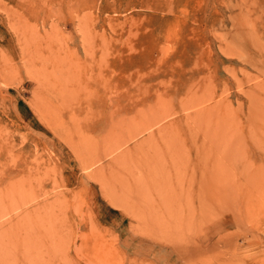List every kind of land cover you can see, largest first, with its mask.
Segmentation results:
<instances>
[{
  "label": "rangeland",
  "instance_id": "rangeland-1",
  "mask_svg": "<svg viewBox=\"0 0 264 264\" xmlns=\"http://www.w3.org/2000/svg\"><path fill=\"white\" fill-rule=\"evenodd\" d=\"M0 199V264H264V0H0Z\"/></svg>",
  "mask_w": 264,
  "mask_h": 264
},
{
  "label": "bare ground",
  "instance_id": "bare-ground-1",
  "mask_svg": "<svg viewBox=\"0 0 264 264\" xmlns=\"http://www.w3.org/2000/svg\"><path fill=\"white\" fill-rule=\"evenodd\" d=\"M47 73V72H46ZM46 75H48V74H46ZM53 87H56V85H53ZM263 88V87H262ZM50 92H51V95H49L48 93H47V96H48V98H49V102H47V110H48V112L46 113V112H44L45 114H48V115H45V116H49V114H51V117H53L54 118V123H52L53 125L55 124L56 125V123H60L62 126H67L68 124L66 123V119H65V117L62 115V112L60 113V111H62V110H60V108H61V104L62 103H60V99L64 96H62L61 98L60 97H57V96H55V92H54V88H51L50 89ZM203 95V94H202ZM210 95V94H209ZM42 96L43 95H41V98H42ZM57 98V100L56 99H54L53 100V98ZM44 98L45 97H43L41 100H44ZM60 98V99H59ZM46 100V99H45ZM44 100V101H45ZM44 101H41V104H43L42 102H44ZM189 101V100H188ZM46 102V101H45ZM44 102V104H46ZM190 102V101H189ZM64 103V102H63ZM42 107V106H41ZM63 107H64V104H63ZM66 108V107H65ZM65 108H63V109H65ZM196 110V109H195ZM43 111H46V109L45 110H43ZM68 111V110H67ZM73 112V111H72ZM70 113V115H69V120L70 121H72L73 123L72 124H75V126L77 125V121H80V120H82V118H84V116L83 117H80L79 115H76L75 113L73 114V113ZM196 112V111H195ZM42 114V113H41ZM155 114V113H154ZM157 114V113H156ZM84 115V114H83ZM159 116V115H158ZM188 116V115H187ZM51 117L50 118H48V119H51ZM87 117V116H86ZM148 117H150V116H148ZM153 118H154V116H152ZM152 117L151 118H149V119H147V120H150V119H152ZM200 117V116H199ZM52 118V119H53ZM85 119V118H84ZM206 119V118H205ZM155 120V119H154ZM204 120V119H203ZM146 121V120H145ZM144 121V122H145ZM49 122H51V121H49ZM48 122V123H49ZM151 122V121H150ZM203 122V121H202ZM147 123V122H146ZM198 123V122H197ZM149 124V123H148ZM192 124V123H191ZM131 125V124H130ZM146 125V124H145ZM52 125H50V127H51ZM60 126V125H59ZM70 126V125H69ZM68 126V127H69ZM128 126V125H127ZM56 127V126H55ZM67 127V128H68ZM73 127H74V125H73ZM132 127V126H131ZM149 126H146V128H148ZM75 128V127H74ZM125 128H127V127H125ZM137 128H139V127H135V129H137ZM55 129V128H54ZM77 129V128H76ZM142 129H144V128H142ZM60 130V129H59ZM62 130H64V129H62ZM132 130H134V129H130L129 130V132L131 131L132 132ZM139 130V129H138ZM137 130V131H138ZM78 131V130H77ZM81 131V130H80ZM137 131H135V132H137ZM145 131V130H144ZM62 132V131H61ZM65 132H67V131H65ZM71 132H73V131H71ZM107 132H108V130H107ZM130 132V133H131ZM139 132V131H138ZM190 132V131H189ZM59 133V132H58ZM80 133V135H81V137L82 138H80V140L81 139H83L84 140V143L85 142H89V140L91 139L90 137H88L87 135H90V134H85L84 133V131H83V133H82V131L81 132H79ZM133 133V132H132ZM60 134V133H59ZM70 134V133H69ZM86 135L87 137H88V139L89 140H86L85 141V139H87L86 137H84L83 138V135ZM113 134V133H112ZM122 134V133H121ZM84 135V136H85ZM110 137V138H109ZM105 136L101 141H99V140H97V141H95L94 142V140H93V142L92 143H90V145L92 146L91 147V151L90 150H88V154L86 153L85 155L87 156V158L88 159H90V163L91 162H95L96 160H99V159H101L102 157H107V155H109V154H111V153H113L115 150V148L117 147V148H119L118 146H120V145H122V144H120L119 145V143H120V140L119 139H121L120 138V136H113V138L111 137V135L110 136ZM210 137V136H209ZM119 138V139H118ZM72 139V138H71ZM124 139V138H123ZM79 140V141H80ZM82 140V141H83ZM69 141V140H68ZM115 142H117L118 144H116ZM95 143H96V145H95ZM76 144V143H75ZM93 144V145H92ZM116 144V145H115ZM77 145H78V143H77ZM76 145V146H77ZM87 145H89V143L87 144ZM79 146V145H78ZM80 147H83L81 150H83L84 151V147L85 146H80ZM79 148V147H78ZM90 148V147H89ZM80 149V148H79ZM85 150L87 151V149H86V147H85ZM80 154H81V152H80ZM82 155V154H81ZM84 154H83V157L85 156ZM105 155V156H104ZM85 156V157H86ZM116 156H119L118 154L116 155ZM120 157V156H119ZM117 157V158H115V160L117 159V169H119L118 171H116L117 169L116 168H114V169H111V170H109L110 171V173H108L109 175L111 174V176H109L108 175V177H110V178H108L107 179V177H105V173L103 172V171H97V170H95V172H94V174H92V175H94V177L97 175V177H98V175H99V177H100V179L101 178H103V176L105 177V178H103V179H101L100 180V182L101 183H103V185H106V186H114V184L113 183H120V184H122L123 185V182H121V172H123L124 170H127V169H129V167L127 166L128 165V158H126L125 156H122V158L120 157ZM82 158V157H81ZM119 158V159H118ZM42 160V159H41ZM92 160V161H91ZM87 162V161H86ZM85 162V163H86ZM93 162V164H95ZM84 163V162H83ZM88 163V162H87ZM225 164V163H224ZM36 165V164H35ZM87 165V164H86ZM90 165H88L87 167H89ZM116 167V166H115ZM127 167V168H126ZM104 168V167H103ZM224 168V167H223ZM227 168V167H226ZM228 168H229V166H228ZM32 168H30V170H31ZM246 169V168H245ZM103 170V169H102ZM220 170V169H219ZM38 171V170H37ZM108 171V172H109ZM36 172V171H35ZM101 172L103 173V174H105V175H103V174H101ZM220 172V171H219ZM218 172V173H219ZM39 173V172H38ZM44 173H46V171H44ZM101 175H100V174ZM226 173V172H225ZM224 174V173H223ZM35 176V175H34ZM39 176V175H38ZM37 177V176H36ZM35 177V178H36ZM218 177V176H217ZM235 177V176H234ZM34 178V179H35ZM55 178V177H54ZM27 179V178H26ZM30 179V178H29ZM40 180V179H39ZM232 180H233V178H232ZM135 181H136V184L137 183H139L138 181V178H136L135 179ZM230 181V180H229ZM31 182V180L28 182V183H30ZM233 183V182H232ZM27 184V183H26ZM18 185V184H17ZM28 185V184H27ZM31 185V184H30ZM54 185H56V183L54 184ZM232 185V184H231ZM230 185V186H231ZM20 187V186H19ZM18 187V188H19ZM41 187V186H40ZM23 188V187H22ZM39 188V187H38ZM54 188V187H53ZM52 189V188H51ZM232 189H234L233 187H232ZM44 190V189H43ZM228 190V189H227ZM9 191H11V190H9ZM47 191V190H46ZM42 192V191H41ZM132 193V192H131ZM44 194V193H43ZM5 195V194H4ZM132 195V194H131ZM19 196V195H18ZM28 196V195H27ZM230 196V195H229ZM2 197H3V195H2ZM21 197V196H20ZM26 197V196H25ZM29 197V196H28ZM31 197V196H30ZM56 197V196H55ZM54 197V198H55ZM58 198V197H57ZM57 198H56V202L60 199V198H58V200H57ZM7 199V198H6ZM231 199V198H230ZM1 200V199H0ZM22 200V199H21ZM62 199H60V201H61ZM51 201H55V199L54 200H51ZM60 201H58V202H60ZM233 201V200H232ZM55 202V203H56ZM170 202V201H169ZM1 203V202H0ZM52 203V202H51ZM51 203H49V204H51ZM3 204V203H2ZM1 204V205H2ZM7 204V203H6ZM53 204V203H52ZM52 204H51V206H49L48 205V207H49V209H50V213H48L49 214V217H48V219L50 220H48V222H50L49 224H51V222L53 223V221H51L52 219L55 221V223L56 222H58V220H59V217L62 215H60V216H57V214L56 215H52V213H57L54 209L56 208V207H54V205H53V207H52ZM63 204V203H62ZM61 204V205H62ZM145 204V203H144ZM5 205V204H4ZM42 205V204H41ZM38 206V205H37ZM5 207V206H4ZM16 207V206H15ZM54 208V209H53ZM58 208V207H57ZM133 208V207H132ZM1 209H3V208H1ZM0 209V210H1ZM34 209H35V207H34ZM39 209V208H38ZM52 209V210H51ZM59 209V211L61 210L60 208H58ZM17 210V209H16ZM45 210H47V208L45 209ZM15 211V210H14ZM26 211V210H25ZM49 211V210H48ZM47 211V212H48ZM4 212V211H3ZM63 212V211H62ZM132 212H136V211H130V213L133 215V213ZM19 213V212H18ZM9 214V213H8ZM36 214V213H35ZM35 214H34V217H35ZM138 214V213H137ZM137 214H136V216H137ZM7 215V214H6ZM33 215V214H32ZM39 215H41V213L39 214ZM38 215V216H39ZM43 215H44V213H43ZM42 215V217H44ZM24 216V215H23ZM58 218H57V217ZM63 216V215H62ZM139 216V215H138ZM4 217H6V216H4ZM39 217H41V216H39ZM134 217V216H133ZM3 218V217H2ZM1 218V219H2ZM28 218H29V216H28ZM51 218V219H50ZM63 217H61V219H62ZM138 219L140 218V217H137ZM22 219V218H21ZM40 219V218H39ZM29 220V219H28ZM57 220V221H56ZM17 221V220H16ZM7 222V221H6ZM23 222V221H22ZM26 222V221H25ZM29 222V221H28ZM40 222L42 223V219H40ZM46 222H47V219H46ZM47 222V223H48ZM62 223H63V221H61ZM65 223V222H64ZM38 224V223H37ZM44 224V226H45V222L43 223ZM42 224V225H43ZM58 224H59V222H58ZM41 225V224H40ZM52 225V224H51ZM20 225H18V227H19ZM23 226V225H22ZM54 225H52V227H53ZM9 227V226H8ZM37 227V226H36ZM49 227V226H48ZM38 228H40V227H38ZM42 228V227H41ZM58 228H60V227H58ZM57 228V229H58ZM43 229H45V228H43ZM49 229V228H48ZM5 230V229H4ZM30 230V229H29ZM52 230V229H51ZM0 231H2L3 232V230H1L0 229ZM1 232V233H2ZM9 232V231H8ZM61 232V231H60ZM64 232V231H63ZM51 233V232H50ZM55 233V232H54ZM4 235V234H3ZM5 235H7V234H5ZM59 235H60V233H59ZM19 237V236H18ZM4 238V237H3ZM42 238V237H41ZM53 238V237H52ZM13 239V238H12ZM16 241V240H15ZM9 242V241H8ZM53 243V242H52ZM9 244V243H8ZM28 245V244H27ZM45 245V244H44ZM49 245H50V243H49ZM26 246V245H25ZM35 246V245H34ZM46 246V245H45ZM59 246V245H58ZM1 247V246H0ZM50 247H52V246H50ZM47 248V247H46ZM56 248H57V246H56ZM54 249V248H53ZM42 250V249H41ZM48 250V249H47ZM5 251V250H4ZM7 252V251H6ZM5 252V253H6ZM8 253V252H7ZM1 255V254H0ZM14 256V255H13ZM1 258V257H0ZM7 261V260H6Z\"/></svg>",
  "mask_w": 264,
  "mask_h": 264
}]
</instances>
